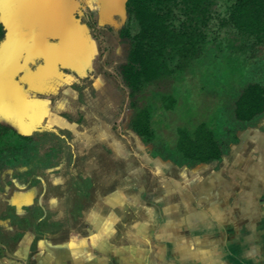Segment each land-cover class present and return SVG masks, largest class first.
Wrapping results in <instances>:
<instances>
[{
	"label": "rangeland",
	"instance_id": "374dc122",
	"mask_svg": "<svg viewBox=\"0 0 264 264\" xmlns=\"http://www.w3.org/2000/svg\"><path fill=\"white\" fill-rule=\"evenodd\" d=\"M66 1L88 39L83 59L68 61L77 73L63 57L48 55L71 48L64 37L63 46L43 38L32 44L29 34L21 52L7 62L6 53L0 57L3 82L19 91L24 111L18 115L26 125L65 137L59 161L0 172V264L64 259L68 242L97 231L108 242L135 243L137 257L153 260L147 264H230L242 252L254 256L257 243L264 251V115L236 132L233 118L241 88L261 80L264 63L215 46L149 86L141 98L151 108L154 140L144 143L128 128V91L119 73L126 46L114 34L121 21L116 3L102 0L99 9L94 0ZM10 29L22 34L20 25ZM48 46L60 53L44 51ZM66 94L71 118L46 111L45 101ZM163 95L174 96L172 108L162 107ZM200 122L219 139L235 133L239 141L213 166L168 158L177 155L178 128Z\"/></svg>",
	"mask_w": 264,
	"mask_h": 264
},
{
	"label": "trees",
	"instance_id": "16d2710c",
	"mask_svg": "<svg viewBox=\"0 0 264 264\" xmlns=\"http://www.w3.org/2000/svg\"><path fill=\"white\" fill-rule=\"evenodd\" d=\"M113 29L126 46L119 73L128 91V128L144 143L154 140L151 108L141 98L149 86L171 79L215 46L241 54L251 64L264 63V0H127L124 18ZM7 40L0 19V47ZM263 71L261 80L247 82L233 103V118L238 122L235 132L264 115ZM161 101L163 108L170 109L176 99L163 95ZM26 124L18 113L0 114V172L18 167L27 172L64 157L63 138ZM238 141L235 133L219 139L200 122L191 130L178 128L177 155L167 157L188 167L213 166ZM154 153L158 154L156 148Z\"/></svg>",
	"mask_w": 264,
	"mask_h": 264
},
{
	"label": "crops",
	"instance_id": "0c3cea01",
	"mask_svg": "<svg viewBox=\"0 0 264 264\" xmlns=\"http://www.w3.org/2000/svg\"><path fill=\"white\" fill-rule=\"evenodd\" d=\"M108 1L113 2V0ZM16 2H18L19 4H24L28 1L0 0V19L5 25L8 34H11L10 26H14L17 29L20 25V19L18 18L19 13L17 15V13H14L13 11ZM94 2L97 3V7H99L100 9L102 0H94ZM66 3V0H34L33 6L34 9L37 10L35 17L39 16V24H41L43 27L50 25L52 27L50 32L61 34L62 38L64 37L66 39V43H71V48L68 50L64 45V51H60L61 54L59 55L55 53L48 54L63 57L65 68H67L68 70V61H70V64H72L73 62L78 63L85 56L86 44L88 43V39L78 28L80 25L79 20L77 21L72 17V15H68ZM12 4H14V7H11ZM27 5L30 6L29 3H27ZM27 9H30V7H28ZM97 10L98 8H96V11ZM60 30H63L64 34ZM56 38L57 37H53L52 40L59 41V43H61L62 40H56ZM41 40V38L35 40L33 39V42L31 41V43L36 44ZM61 45L63 46L62 43ZM56 49V47L48 46L44 48V51H53L60 53L59 51H57L58 49ZM56 69L60 70L59 67H56ZM79 69L80 68L74 69L72 67H69L68 71L72 74V70H76L77 73ZM60 76H63V74L61 73ZM70 113L71 112H68V116H71ZM102 236V233L100 231H97L91 236L89 235L85 238L70 241L68 242V244H66V258H52L50 255H46L36 258V262L33 264H147L148 262L153 261L150 258L143 259L141 257H137V254L135 252L137 249L135 243H129L127 246L126 244L121 245L120 243L105 241L104 237ZM244 245L245 244H242V247ZM116 248L119 249V251L120 249L128 250L129 253H120ZM249 254L250 252H242L241 257L233 260V263L230 264H264V251L263 248H261V244L257 243L254 256L250 257Z\"/></svg>",
	"mask_w": 264,
	"mask_h": 264
},
{
	"label": "flooded vegetation",
	"instance_id": "af4514ba",
	"mask_svg": "<svg viewBox=\"0 0 264 264\" xmlns=\"http://www.w3.org/2000/svg\"><path fill=\"white\" fill-rule=\"evenodd\" d=\"M28 1L27 3H29L30 9H29V18L27 19V23L24 24V10H26V8L23 6V8H17L16 9V13L18 15V18L20 19V26L22 27V34L16 35V36H11V38L13 40H17L19 39L20 43L23 44L24 39L30 34L31 38H35V39H40L42 38L41 33H46L47 31L50 32L52 27L50 25L48 26H44L43 30L40 29L38 26H36V22H35V14H36V9H34V0H25ZM36 8V7H35ZM33 18V19H31ZM33 21V23H32ZM31 24L33 25V28H31ZM28 25V26H27ZM46 38V36H45ZM44 38V39H45ZM48 40H52V38H48ZM29 43L33 40L30 39L28 40ZM14 42V41H13ZM2 51V46L0 47V53ZM67 95V96H66ZM65 95V98L63 99H59L56 102H53L52 104L49 103L48 101L44 102V106L46 108V111L49 112L51 114V112H56L61 118H65L66 120H68V114L67 113V108H68V94ZM65 109H67L66 111H64ZM24 111V103L23 100L21 99V96H19V91L16 90L8 83V81L3 82V78L2 75L0 73V114L4 117H10L13 115H17V113L19 112H23ZM79 111V110H78ZM55 114V113H54ZM54 114H51L52 116H54ZM54 126H58L56 124H54ZM35 127H41L40 126H35ZM65 128H67L68 126H64ZM45 130L48 131H53L54 133L58 134L57 131H55L54 129L48 127V126H44ZM38 130H42V129H38ZM44 130V129H43ZM59 135V134H58ZM61 138L65 137L63 135H59Z\"/></svg>",
	"mask_w": 264,
	"mask_h": 264
},
{
	"label": "water",
	"instance_id": "95a60500",
	"mask_svg": "<svg viewBox=\"0 0 264 264\" xmlns=\"http://www.w3.org/2000/svg\"><path fill=\"white\" fill-rule=\"evenodd\" d=\"M126 1L127 0H113V2H115L116 3V5H117V7H118V10L120 11V15H121V18H124V15H125V3H126ZM22 2V1H21ZM18 2H16V4H15V7H14V4H12L11 5V7H14V9H13V11H14V13L16 12V9L17 8H23V6L26 8V10H24V24H26L27 23V19L29 18V16H28V14H29V9H27L28 8V5H27V3H24V4H22V3H18ZM36 15V14H35ZM39 18V16H37L36 17V19H35V22H36V26H38L40 29H42L43 30V26L41 25V24H39L38 23V19ZM31 19H33V18H31ZM32 23H33V21H32ZM28 26V25H27ZM14 27V26H13ZM31 28H33V25L31 24ZM7 35H8V40H7V42H6V46L3 48V46H2V51H1V53L0 54H4V53H6V55H5V60H6V62H7V60H8V57H13L14 55H16L17 53H19V52H21L22 51V47H24V44H22V43H20V41H19V39H17V40H13L12 38H11V36L10 35H12L13 36V34L11 33V34H8L7 33ZM41 36H42V38L44 39L45 38V36H46V40H48V38H52L53 39V37H57L56 39L57 40H62L63 38H62V36H61V34H55V33H53V32H46V33H41ZM55 39V38H54ZM14 41V42H13ZM49 63L48 64H52L53 62H52V60H50V58H48V60H47ZM63 61H64V59H63ZM52 62V63H51ZM4 64V63H3ZM8 64V63H7ZM2 65V64H1ZM24 118V117H23ZM33 126H38V125H36V124H33Z\"/></svg>",
	"mask_w": 264,
	"mask_h": 264
}]
</instances>
